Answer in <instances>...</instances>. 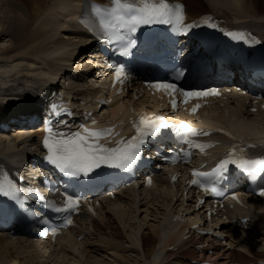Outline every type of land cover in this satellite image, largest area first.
I'll return each instance as SVG.
<instances>
[{"label": "bare ground", "instance_id": "6f19581e", "mask_svg": "<svg viewBox=\"0 0 264 264\" xmlns=\"http://www.w3.org/2000/svg\"><path fill=\"white\" fill-rule=\"evenodd\" d=\"M84 1L0 0V42L8 40L7 46H0V122L6 120L3 111H14L17 106L38 102L45 88L54 86L57 79L64 81L67 75L75 78H67L70 85L65 90L74 99L85 102L86 107L91 106V100L99 90L93 89L92 83L84 84L87 80L79 71L80 64L76 72L68 67L53 68L58 60L72 59L70 55L76 53L71 52L83 50L89 40L77 22ZM179 1L187 3L192 19L214 13L229 24L257 30L264 40V0ZM89 55L87 58L91 59V53ZM89 62L91 66L82 68L93 75L94 62ZM90 68L95 70L90 72ZM249 101L248 105L245 99L233 107L228 106L225 113L202 117L203 125L230 132L233 136L264 140V123L256 124L251 114L252 108L256 107L254 99ZM146 102L142 100L133 105L140 107ZM114 105L110 111L113 116L126 106L120 101ZM125 114L129 115V109ZM232 118L234 122L231 123ZM39 137L40 133L27 138L21 134L0 136V160L10 155L30 159L39 152ZM165 181V177H157L156 184L160 189L154 186L147 197L141 199L127 192L114 202L106 199L99 212V221L81 218L76 232L59 240L57 245L40 242L22 246L0 238V264H228V260L261 264L264 261V215L258 221L263 225L257 228V233L231 223L222 225L224 238H218L215 222L214 231L205 236L194 234L192 224L184 227L174 224L166 234L170 211L174 215L182 212L203 223L206 215L196 208L193 199L189 196L185 199L183 187L179 186L176 194L170 193ZM141 200L146 202L143 201L140 208ZM256 207L264 214V202L256 203ZM80 237L84 239L80 241ZM200 244L203 248L196 249Z\"/></svg>", "mask_w": 264, "mask_h": 264}, {"label": "snow or ice", "instance_id": "6c2138e0", "mask_svg": "<svg viewBox=\"0 0 264 264\" xmlns=\"http://www.w3.org/2000/svg\"><path fill=\"white\" fill-rule=\"evenodd\" d=\"M93 12L98 17L102 28V34L99 38L105 39L106 42L119 41L121 49L119 54L121 56L130 55V49L136 45V40L132 38V34L141 25H174V31L180 34H187L191 28L199 27L201 24L210 28H217V25L211 22V17H204L199 23L185 24L186 17L183 6L170 4L168 0H112L111 8L97 6L93 8ZM81 22L95 32L96 28L94 25H90L86 20ZM224 35L244 43H259L254 38L250 39V34L243 32L225 31ZM181 75L182 73H177L173 79L178 80ZM126 78L127 74L124 67L116 66L115 82L122 84ZM152 87L164 91L172 97L171 104L174 110L177 107L175 99V93L177 92L184 97L183 102L185 104L192 98L218 95L214 89L209 92L181 91L174 83H158L152 85ZM199 107L200 105L197 104L191 109V113L195 114ZM61 111L62 107L60 105L53 104L51 106L52 115H60ZM49 123L51 122L49 121ZM94 123L95 121H93ZM131 123L134 128V135L128 139L121 138L116 142L115 147H106L101 143L102 140L119 135L115 133L113 128L94 129L82 127L80 131L65 134L54 130L53 127H46V135L43 139V146L47 151L45 160L68 178L87 177L102 165L130 170L141 158V149L148 143L149 139L158 137L161 129L169 128L176 131L183 145H187V149H182L174 157L173 162H179L182 158L185 163H189L191 162L192 149H198L201 153H204L206 149L215 147V145L211 144L197 143L193 139L197 136L209 135L208 132H200L190 128L187 124H181L180 126L169 125L165 122L163 116L153 115L148 117L142 115L138 120H133ZM247 147L255 146L248 145ZM230 164L250 178H264V155L252 157L247 154L244 146L234 145L212 172L193 169V179L190 183L202 188L206 194L210 193L212 196H220L223 193L216 187V183L225 178ZM175 179L173 177V180ZM147 183L149 186L152 184L151 178L148 179ZM50 190L54 192L60 191L59 188L55 187H50ZM20 191L18 186L6 174L0 177V195L22 204ZM61 195L64 197L62 206H57L53 201H49L48 206L56 213H69V215L65 216L60 226L62 228L73 224L70 213L78 211L80 200L67 189ZM259 195L264 197V190H261ZM33 198L36 200L44 199L38 192L34 193ZM232 199L236 200L237 197L233 195ZM59 230L57 227L51 228L53 238L57 236Z\"/></svg>", "mask_w": 264, "mask_h": 264}, {"label": "rangeland", "instance_id": "374dc122", "mask_svg": "<svg viewBox=\"0 0 264 264\" xmlns=\"http://www.w3.org/2000/svg\"><path fill=\"white\" fill-rule=\"evenodd\" d=\"M6 40H7V39H5L4 41L0 42V46H7V45H8V42H7L8 40H7V41H6ZM9 45H10V43H9ZM8 48H11V46L8 47ZM73 53H76V51H72L71 54H73ZM73 55H75V54H73ZM60 62H61V61L58 60V61H57L58 64H57V63H54V64H56V65H55V67H53V68L58 69L57 66H59V68L64 67V65H65V64H63L64 62H61V64H60ZM86 62H87V61H86ZM79 64H80V66H79ZM81 65H82V66H81ZM85 65H86V63L83 62V64H82V63H81V59H80V62H79V61H76V65L74 66V67H76V68L74 69V68L72 67V69H73L74 72H76V71H77L76 69H77V67L79 66V67L81 68V70H84L82 67H83V66L85 67ZM53 66H54V65H53ZM45 68H47V67H45ZM45 68H44V69H45ZM75 70H76V71H75ZM86 76H87V75H86ZM87 77H88V76H87ZM95 77H96V75L94 74L92 78H90V79L87 78V81H86L84 84H85L86 86H89L91 83L94 84L91 80H94ZM89 83H90V84H89ZM259 127H260V128H263V126H259ZM142 217H144V214L142 215Z\"/></svg>", "mask_w": 264, "mask_h": 264}]
</instances>
